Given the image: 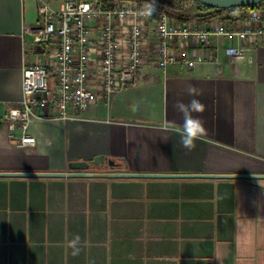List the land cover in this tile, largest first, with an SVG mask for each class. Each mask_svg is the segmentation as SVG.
<instances>
[{
  "label": "crops",
  "instance_id": "0c3cea01",
  "mask_svg": "<svg viewBox=\"0 0 264 264\" xmlns=\"http://www.w3.org/2000/svg\"><path fill=\"white\" fill-rule=\"evenodd\" d=\"M41 1L63 0H0V172L66 173L103 155L87 171L264 174V40L230 58L237 42L212 36L189 47L193 68H160L147 53L124 89L67 118L39 110L35 143L14 144L4 116L22 98L24 66L45 60L31 33ZM190 85L207 130L192 150L172 130ZM0 264H264V179L0 177Z\"/></svg>",
  "mask_w": 264,
  "mask_h": 264
},
{
  "label": "built area",
  "instance_id": "2783aa9c",
  "mask_svg": "<svg viewBox=\"0 0 264 264\" xmlns=\"http://www.w3.org/2000/svg\"><path fill=\"white\" fill-rule=\"evenodd\" d=\"M149 1L63 0L58 7L38 4L40 25L31 29L32 43L48 52L22 71V98L4 118L17 146L33 145L29 123L39 110H53L57 118L74 116L97 100H107L133 80L147 53L158 67L181 63L193 68L197 58L191 45L207 47L212 36L236 44L225 46L230 58H242L245 43L264 40V8L228 11L230 25L211 20H170L156 5L153 15L144 14ZM205 58L217 61L207 48ZM70 110V112H68Z\"/></svg>",
  "mask_w": 264,
  "mask_h": 264
},
{
  "label": "water",
  "instance_id": "95a60500",
  "mask_svg": "<svg viewBox=\"0 0 264 264\" xmlns=\"http://www.w3.org/2000/svg\"><path fill=\"white\" fill-rule=\"evenodd\" d=\"M203 5L216 8L228 9L233 7H246L264 2V0H193ZM105 158L98 155L92 161H74L69 163L68 168L71 172H0V177H90V176H109V177H136V178H244V179H264V174H169V173H138V172H89L87 169L90 164L103 163ZM110 166H114L113 160H107Z\"/></svg>",
  "mask_w": 264,
  "mask_h": 264
},
{
  "label": "clouds",
  "instance_id": "9594fccd",
  "mask_svg": "<svg viewBox=\"0 0 264 264\" xmlns=\"http://www.w3.org/2000/svg\"><path fill=\"white\" fill-rule=\"evenodd\" d=\"M156 10L155 0H149L145 5L144 14L151 16ZM187 94L193 97L188 103H184L182 100L177 101L175 108L183 116V124L175 125L172 130H174L180 137V144L188 150H192L196 147V141L201 138L206 133V128L204 122L199 118L193 115V113H203L205 111V105L196 97L201 93L195 87L190 85L187 89ZM138 106L133 107V111H137ZM79 242V237L71 243V247L75 250L73 255H77L79 249L76 247Z\"/></svg>",
  "mask_w": 264,
  "mask_h": 264
},
{
  "label": "trees",
  "instance_id": "16d2710c",
  "mask_svg": "<svg viewBox=\"0 0 264 264\" xmlns=\"http://www.w3.org/2000/svg\"><path fill=\"white\" fill-rule=\"evenodd\" d=\"M143 2L144 0H136ZM155 5L163 9L170 20H175L180 23H186L190 19H194L198 24H205L211 20L225 21L228 16L224 15L226 11H245L250 8L262 7L264 2L246 7H233L228 9H216L193 0H155ZM195 5L196 12H190L188 7ZM36 52H44L43 50L35 49Z\"/></svg>",
  "mask_w": 264,
  "mask_h": 264
},
{
  "label": "rangeland",
  "instance_id": "374dc122",
  "mask_svg": "<svg viewBox=\"0 0 264 264\" xmlns=\"http://www.w3.org/2000/svg\"><path fill=\"white\" fill-rule=\"evenodd\" d=\"M144 1H149V0H144ZM188 9L190 12H196L195 5H190L188 7ZM49 48H50V46H47V48H46L48 50V52H49ZM48 52H44V58H46V55ZM145 58H147V60H146L147 62L155 61V57L152 54H148Z\"/></svg>",
  "mask_w": 264,
  "mask_h": 264
}]
</instances>
